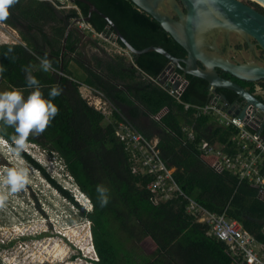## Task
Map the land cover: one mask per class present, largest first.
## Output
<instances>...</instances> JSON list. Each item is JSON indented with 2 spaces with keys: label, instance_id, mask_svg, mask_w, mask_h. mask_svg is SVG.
<instances>
[{
  "label": "trees",
  "instance_id": "trees-1",
  "mask_svg": "<svg viewBox=\"0 0 264 264\" xmlns=\"http://www.w3.org/2000/svg\"><path fill=\"white\" fill-rule=\"evenodd\" d=\"M89 1L110 17L134 48L161 46L174 57H186L184 47L131 0ZM75 5L79 11L58 10L43 0H17L9 7L8 16L0 22L17 30L22 42L0 44V65L4 67L0 91L17 89L26 97L32 90L26 86L25 78V67L29 65L42 85L43 95L47 96L54 84L62 89L60 95L52 98L58 108L56 115L43 132L29 134L27 143L39 145L60 160L90 201L91 210H85L27 152L20 154L91 222L98 258L93 259L94 263L235 264L225 244L210 236L209 227L186 211L183 197L158 204L151 201L153 177L134 170L131 153L116 135V126L123 117L115 112L112 121L104 124V114L90 105L80 91L86 85L101 92L146 139L158 138L161 158L169 168H174V180L188 197L211 212L238 221L264 243V199L259 197L257 187L230 172H215L211 167L213 157L198 149V144L207 140L230 150V137L237 132L235 127L216 125L212 115L198 114L197 107L206 105L211 98L208 82L188 74L189 84L181 100H177L156 82L169 63L157 51L132 55V61L125 55L113 54L108 59H97L95 67L88 66L74 56L82 54L77 48L81 39L78 30L71 29L64 44L65 19L89 16L86 3ZM89 23L99 34L111 32L108 22L95 12ZM116 42L125 48L121 40ZM8 48L12 52L3 55ZM45 52L52 62L48 71L39 67V57ZM71 63L82 72L81 77L75 75ZM234 81L255 92V82L236 78ZM258 84L264 89V81ZM226 96L230 102L239 100L231 90H227ZM259 98L264 102V97ZM186 104L190 107L186 108ZM185 126L192 128L193 140L187 138ZM14 135L12 126H0V136L13 149ZM0 157L6 164L2 153ZM97 185L107 190V202L103 205Z\"/></svg>",
  "mask_w": 264,
  "mask_h": 264
},
{
  "label": "built area",
  "instance_id": "built-area-1",
  "mask_svg": "<svg viewBox=\"0 0 264 264\" xmlns=\"http://www.w3.org/2000/svg\"><path fill=\"white\" fill-rule=\"evenodd\" d=\"M43 1L50 2L58 10L76 9L79 11L78 6L70 0ZM72 21L75 22V26L80 31L87 35L95 33L98 36H103V34L95 32L91 24L86 22L81 15ZM111 37L114 39L112 34ZM110 42L117 43L113 42V40ZM126 50V48L121 46L115 49L121 55ZM156 82L159 83L157 80ZM188 84L187 74L179 72L177 69L175 72L167 75L165 84L160 85L180 101ZM174 85L176 86L174 87ZM209 91L211 96L210 101L204 106L197 107L198 114L212 115L216 125L225 128L235 127L237 132L230 137V150H225L207 140H202L198 144L199 151L205 156L213 157L211 167L215 172L221 174L230 172L241 181H247L249 184L257 187L259 197L264 199V139L258 133L261 123L259 110L253 106L247 109L248 121L251 120L256 125L255 128H252L248 125V122L224 109L220 104V97L212 89H209ZM259 91L262 94H259ZM89 93L90 97L86 96L85 98L90 105L101 111L107 120L112 121V115L115 112H118L123 117V120L116 126V135L131 153L134 170L153 177L150 188L153 192L151 201L154 204L172 200L179 196L183 197L187 202L186 211L198 222L206 224L209 227L208 234L210 236L225 244L227 251L233 258V263L264 264V243L258 241L238 221L230 219L225 214H218L207 210L180 189L173 177L174 168H169L161 158L160 150L157 146L158 138L146 139L101 92L92 89L89 90ZM254 94L264 97L262 86L257 84ZM189 107L190 105L186 104V108ZM183 130L187 134L188 139H194V132L191 127L185 126Z\"/></svg>",
  "mask_w": 264,
  "mask_h": 264
},
{
  "label": "rangeland",
  "instance_id": "rangeland-1",
  "mask_svg": "<svg viewBox=\"0 0 264 264\" xmlns=\"http://www.w3.org/2000/svg\"><path fill=\"white\" fill-rule=\"evenodd\" d=\"M241 1L262 8L253 0ZM104 35L89 34L105 47H120L112 39L111 32ZM20 42L19 32L0 22V44ZM122 55L130 58L131 53L126 50ZM260 61L264 63V60ZM74 73L78 77L82 75L79 69ZM259 94L262 93L259 91ZM86 96L90 97V93ZM108 121L105 119L104 124ZM25 149L72 193L75 200L85 202L87 206H82L85 210H91L90 201L55 155H49L37 144L27 143ZM0 153L6 159V164H3L0 157V264H96L93 261L97 255L93 246L92 224L82 217L81 210L59 193L25 157L20 153L14 154L13 147L2 136ZM10 167L28 169V180L17 191H10L9 186L3 183L6 169Z\"/></svg>",
  "mask_w": 264,
  "mask_h": 264
},
{
  "label": "water",
  "instance_id": "water-1",
  "mask_svg": "<svg viewBox=\"0 0 264 264\" xmlns=\"http://www.w3.org/2000/svg\"><path fill=\"white\" fill-rule=\"evenodd\" d=\"M65 1V0H60ZM72 3L83 2L89 6V16L84 20L89 22L93 12L102 16L108 22V28L114 39L121 40L127 51L137 56L149 51L163 54L169 63L156 78L160 84H165L167 75L179 69L184 74L205 79L208 88L216 92L225 88L235 92L243 105L230 104L225 95H219L220 104L228 112L237 115L248 122L250 127L256 125L249 119L247 109L250 106L262 114L258 133L264 128V102L231 79L220 75L219 70L229 73L244 81H264V65L259 62L236 63L220 53L216 36L220 33H237L246 39L253 38L264 50V12L241 0H131L140 10L146 12L160 23L187 52L185 58L171 55L161 46H149L143 49L134 48L122 35L116 24L106 14L101 12L89 0H70ZM264 10V0H255ZM174 12L177 17L172 15ZM61 18L64 16L58 13ZM67 31L64 44L71 29H76L81 37L86 35L75 26V22L65 19ZM65 49V48H63ZM176 85H174L175 87Z\"/></svg>",
  "mask_w": 264,
  "mask_h": 264
},
{
  "label": "clouds",
  "instance_id": "clouds-1",
  "mask_svg": "<svg viewBox=\"0 0 264 264\" xmlns=\"http://www.w3.org/2000/svg\"><path fill=\"white\" fill-rule=\"evenodd\" d=\"M16 3L17 0H0V20L8 16L9 7ZM10 52L12 49L8 48L3 55L8 56ZM39 67L43 71L52 68V62L48 58L47 52L39 57ZM3 72L4 67L0 65V74ZM25 72L26 86L32 89L26 97L22 91L17 89L0 91V126L13 127L15 135L11 139L15 146L13 151L16 155L23 150L27 152L25 148L29 134L35 136L43 132L50 120L56 115L58 108L52 98L60 95L62 91L59 86L54 84L49 88L47 96L43 95L40 81L31 73V65L25 67ZM29 144L35 145L34 143ZM27 180L28 169L25 167H10L6 169L3 177V183L9 186L10 191L23 188ZM106 191L104 187L97 185L101 205L107 202ZM76 200L78 201V199ZM78 203L82 205L81 202L78 201Z\"/></svg>",
  "mask_w": 264,
  "mask_h": 264
},
{
  "label": "flooded vegetation",
  "instance_id": "flooded-vegetation-1",
  "mask_svg": "<svg viewBox=\"0 0 264 264\" xmlns=\"http://www.w3.org/2000/svg\"><path fill=\"white\" fill-rule=\"evenodd\" d=\"M248 4H250V3H248ZM250 5H252V4H250ZM252 6H254V5H252ZM258 9H260L261 11L264 12L263 9H261V8H258ZM172 15L175 18L177 17V15L174 12H172ZM232 36H234V37H232ZM216 41H217V45L220 49V53L222 55L226 56L227 58L231 59L232 61H234L236 63L259 62V63L264 65V63H262L260 61V60H264V50L258 46L255 39H253V38L246 39L245 37H243L237 33H231V34L220 33L216 36ZM77 48H78V52H80L79 51V48H80L79 45H77ZM259 52H260V54H258ZM74 56H75V58H77L79 60H83L82 54L81 55L77 54ZM219 73L222 77L227 78V79H231L233 81H234V78L239 79V78L232 76L229 73L221 71V70H219ZM234 82H236V81H234ZM259 82H261V81L255 82L256 85ZM227 90L228 89H225V88H219L216 90L215 93L218 96L219 95L220 96L221 95L226 96ZM254 93H252V94H254ZM257 97L259 98V96H257ZM230 104L243 105V100L239 97V100H236L234 102H230ZM261 115L262 114L259 112V116H261Z\"/></svg>",
  "mask_w": 264,
  "mask_h": 264
},
{
  "label": "crops",
  "instance_id": "crops-1",
  "mask_svg": "<svg viewBox=\"0 0 264 264\" xmlns=\"http://www.w3.org/2000/svg\"><path fill=\"white\" fill-rule=\"evenodd\" d=\"M79 46H80L79 51H80V53H82V57H83L82 61L90 67L91 66L95 67L97 59L104 60V59H108V57L112 56L113 54H118L117 52H114L115 51L114 47H112V46L111 47H105V45L103 43L96 40L95 36L91 37L87 34L84 35L83 37H81ZM113 49H114V51H113ZM93 56H94V58H93ZM127 60L132 61V54L130 55V58H127ZM71 68L73 69L74 72H75V69H77V68H75L74 63H71ZM89 90H92V88H90L86 85H83L80 87V91L84 97H85V95H87ZM146 122H147V120H146Z\"/></svg>",
  "mask_w": 264,
  "mask_h": 264
},
{
  "label": "bare ground",
  "instance_id": "bare-ground-1",
  "mask_svg": "<svg viewBox=\"0 0 264 264\" xmlns=\"http://www.w3.org/2000/svg\"><path fill=\"white\" fill-rule=\"evenodd\" d=\"M253 1H255V0H253ZM98 259V258H97Z\"/></svg>",
  "mask_w": 264,
  "mask_h": 264
}]
</instances>
